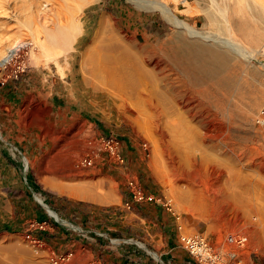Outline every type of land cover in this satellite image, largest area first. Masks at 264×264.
Masks as SVG:
<instances>
[{"label":"rangeland","instance_id":"374dc122","mask_svg":"<svg viewBox=\"0 0 264 264\" xmlns=\"http://www.w3.org/2000/svg\"><path fill=\"white\" fill-rule=\"evenodd\" d=\"M179 1L168 0L169 7L178 17L198 30L216 33L220 37L227 34L219 7L225 8L226 23L230 22L233 37L243 46L256 50L254 56L248 59L228 52L220 58L213 54L214 48L208 41L180 32L161 16L158 9L137 7L132 0H91L78 10L77 0H20L16 9L15 0H0V48L1 39L16 30L17 11L22 20L38 29L44 21L52 28L55 24H64L71 14H75L80 31L72 49L46 63H32L30 57L28 60V68L36 75L34 85L37 88L61 93L69 104L78 109L72 121L60 122L56 140L45 146L46 151L61 154L58 168L62 171L67 168L70 182L98 172L96 165L102 153L90 167L75 166L82 156L98 147L100 138L95 125L89 124L93 121L79 115L82 110L91 118L99 119L112 136L120 139L124 136L131 143L138 159L133 171L141 172L143 182L168 202L174 214L180 217L181 233L200 232L215 249H235L241 264H251V261L252 264H264V125L256 122L264 105V3L261 7L260 2L244 0V8L240 9L236 0ZM44 2L49 5L46 14L42 12ZM103 14L112 17L113 27L119 36L126 39L123 44L130 53V59L137 62L138 71L143 72L144 81H151L159 92L161 102L158 109L178 116V124L168 127L176 133L185 131V137L177 136L180 145L196 149L195 152L201 155L217 157L231 171H241L248 176V191L256 196L250 202L260 217L257 220L259 233L253 230L255 214L251 215L250 223L243 222L239 213L229 210L223 203H207L202 211L194 209L183 195L188 185L185 178L198 180L199 174L204 178L209 175V168L204 172L203 169H194V172V167H187L185 174L169 171L163 150L166 140L173 137L172 132L163 121L156 122L152 118L146 91L121 93L102 85L90 75L82 51L90 44L97 21ZM40 37L43 38L42 33ZM26 38L29 39L24 35L22 39ZM190 90L195 92L190 94ZM178 91L186 93L181 96L194 104L191 110L176 105L175 100L180 95ZM123 145L126 144L122 142L125 153ZM118 149L120 144L117 153ZM111 157L116 158L114 155ZM37 166L36 162L32 169L36 170ZM36 175L45 178L44 173ZM105 192L111 196L114 193L106 184ZM102 210L107 211L104 214L113 213L114 216L124 213L120 206ZM57 213L61 219L67 218L65 211L61 216ZM70 219L73 222V218ZM101 220L104 223L105 219ZM110 224L107 220L104 223ZM229 234H244L247 241L242 247L235 248L226 241ZM66 252L61 249L52 253L47 244L34 243L22 233L0 237V264H49L50 256ZM72 252L64 264H91V255L81 247Z\"/></svg>","mask_w":264,"mask_h":264},{"label":"crops","instance_id":"0c3cea01","mask_svg":"<svg viewBox=\"0 0 264 264\" xmlns=\"http://www.w3.org/2000/svg\"><path fill=\"white\" fill-rule=\"evenodd\" d=\"M32 73L27 68L17 79L0 83V237L30 233L47 244L52 253L81 247L96 264H202L177 242L183 230L180 217L172 210L161 202L126 205V182L131 177L146 192L158 196L143 182L142 173L133 171L138 159L126 137L121 140L116 136L121 163L103 152L96 165L98 172L69 181L67 168H58L61 154L50 153L45 146L56 140L60 122L72 121L78 109L61 93L37 88ZM81 111V117L93 121L88 122L95 125L100 138L112 136L99 119ZM122 142L126 144L125 153ZM36 162L37 169L33 170ZM38 173H44L45 178H38ZM87 179L102 182L87 199L70 196L71 186ZM105 184L113 189L112 196L105 192ZM118 188L121 190L116 191ZM39 198L58 216L57 212L61 216L65 211L69 217L63 214L67 218L62 220L67 224L49 214ZM118 206L124 212L119 216L102 210ZM101 219L112 224L104 225ZM40 223L43 229L38 228ZM43 232L46 234L41 235Z\"/></svg>","mask_w":264,"mask_h":264},{"label":"bare ground","instance_id":"6f19581e","mask_svg":"<svg viewBox=\"0 0 264 264\" xmlns=\"http://www.w3.org/2000/svg\"><path fill=\"white\" fill-rule=\"evenodd\" d=\"M90 1L91 0H77V10L80 9L83 4ZM180 1L183 3L187 2V0ZM251 1L260 2L259 5L261 7L264 3V0H250V2ZM132 2L137 7L158 9L161 16L173 28L179 29L180 32H186L192 38H200L201 40L204 39L208 41L209 46L214 48L212 49L213 54L219 55L220 58L225 57L228 52H231L235 55H240L250 59L256 52V50L252 48L243 46L240 41L233 37V28L231 27L229 21L226 23L227 19L225 18V8L219 7L220 14L225 20V30H227V34L225 37H220V35L216 33H208L198 30L184 21L185 19L183 20L178 17L169 7L168 0H132ZM235 2L238 8H244V0H236ZM18 3H20V0H15V9L20 6ZM21 7H23V2ZM46 8L48 10L49 5L47 2H44L42 4V12H44V14H46ZM16 13V30L12 33V35H7L1 39L3 42L2 47L0 48V64L4 60V55L8 49H10L13 44L20 41L24 35L29 37L31 44L33 45L32 49L34 50L30 53V60L32 63H46L73 48V42L76 34L80 31V25L76 20L75 14H71V16L67 19V22L64 24H55V27L52 28L46 25V21H44L42 26L38 29L30 22L22 20L18 11ZM111 18L107 14H103L99 17L91 42L84 49V51H82L83 60L85 66H87V70L90 75L98 82L102 83V85L109 86L121 93H135L136 91L140 92L143 90L146 91L145 93L148 98L146 102L148 101V110H151L152 118L156 122L163 121L169 130L168 125L178 124V116L176 113L173 114L172 112L162 113L161 109H158V103L161 102L158 95L159 92H157L156 87L151 81H144L145 77L143 72L138 71L139 66L137 62L130 59V53L123 44L126 42V39L119 36L118 32L114 28L115 26L113 27ZM40 33L43 34V38L40 37ZM132 40L130 41L132 42ZM262 50L264 52V49ZM189 92L191 94L195 91L190 90ZM178 93L180 95H178L175 100L176 105L187 107V110H191L194 104H191L188 98L182 97L183 95H186V93L181 91H178ZM163 118L164 120H162ZM179 125H181L180 122ZM169 131L172 132V134L171 132L170 134L171 137H173L170 140H166L163 150L165 166L169 171H172L173 173L182 172L185 174L187 172V167H194L193 171L194 169H197L198 171L203 169L202 172H204L206 168H209V175L206 174V177L204 178L200 174L198 180L195 178H185L188 179V185L183 195L188 200L189 204L194 209L202 211L207 203H223L229 210L231 209V211L239 213L243 222L249 221L251 223V215L255 214V221H252L254 224L253 230L255 233H259L257 220H260V217L257 215L254 205L250 202V199L252 197L256 199V196L255 194H250L248 191V176L240 173L241 171H231L228 165L220 161L217 157L207 156L205 153L201 155L195 152L196 149H186V145H180L177 136L185 137L184 130H180L176 133V131L170 127ZM160 133L161 132H159V134ZM154 148H156V146ZM183 149H186V151ZM156 152V154H158V150ZM193 176L194 174L192 177ZM100 184L99 180L94 182L89 181L88 179L82 180L71 186L68 192L72 197L87 199L94 193L93 188L95 186H100ZM39 200L42 201L41 198H39ZM43 205L48 213L55 219L67 224V222L62 220L47 204L43 203Z\"/></svg>","mask_w":264,"mask_h":264},{"label":"built area","instance_id":"2783aa9c","mask_svg":"<svg viewBox=\"0 0 264 264\" xmlns=\"http://www.w3.org/2000/svg\"><path fill=\"white\" fill-rule=\"evenodd\" d=\"M32 48L33 45L30 39L26 38L16 42L8 49L4 55V60L0 64V83H4L9 79H17L29 67L28 60ZM256 122L259 125H264V105L256 118ZM118 144L119 141L114 136L99 138L98 147L93 148L89 153L82 156L75 166L90 167L98 155L103 152L110 156H116V161L121 163L123 158L117 153ZM143 147L145 148V143ZM126 185L129 192V201L126 202L127 206H129L130 202H161L166 209L171 210L168 202L163 201L160 196H156L152 192H146L135 178H129ZM38 228L43 229L44 225L40 223ZM25 236L32 242L40 244L39 239L32 234L26 233ZM226 241L235 248L242 247L247 241V236L244 234H229L226 236ZM177 242L199 263L241 264V258L235 249L226 251L215 249L200 232L191 234L180 233L177 236ZM72 253V251H68L62 255L50 256L49 264H64L71 257Z\"/></svg>","mask_w":264,"mask_h":264},{"label":"trees","instance_id":"16d2710c","mask_svg":"<svg viewBox=\"0 0 264 264\" xmlns=\"http://www.w3.org/2000/svg\"><path fill=\"white\" fill-rule=\"evenodd\" d=\"M116 137V136H115ZM117 138V137H116ZM118 139V138H117ZM44 234H46L45 232H43V233H41V235H44Z\"/></svg>","mask_w":264,"mask_h":264}]
</instances>
